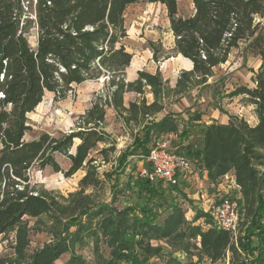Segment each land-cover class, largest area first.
I'll return each mask as SVG.
<instances>
[{
    "label": "trees",
    "instance_id": "1",
    "mask_svg": "<svg viewBox=\"0 0 264 264\" xmlns=\"http://www.w3.org/2000/svg\"><path fill=\"white\" fill-rule=\"evenodd\" d=\"M137 2L164 5L175 49L192 63L190 70L180 73L175 93L185 92L191 78L206 84L213 67L224 63L239 42L251 39L256 44L260 38L255 34V18L264 17V0H192L193 13L185 17L178 14L177 0H36L38 35L32 48L23 32H18L13 1L0 0V235L19 225L24 216L54 214L59 227L53 240L21 264H54L65 253L69 257L64 264H89L73 250L74 245H83L85 239L92 242V264H149L150 258L162 254V247L157 244L161 239L196 257L187 264H216L224 259L227 264H264L262 49V62L252 78L253 86L238 85L227 94L243 95L254 105L253 124L235 115H228L226 122L206 123L200 113L194 112L178 130L173 115L166 114L142 125L131 146L105 173L106 179L99 177L95 159L89 156L97 143L105 139L97 124L103 112H98L95 105L89 112L88 123L93 125L89 128L58 136L43 132L37 138L25 139L30 129L27 114L37 107L45 92L65 93L72 84L100 76H106L110 85L115 86L111 105L124 122L138 123L163 109L158 101L164 92L159 74L142 71L133 82L119 77L131 61V54L121 42L127 35L124 13ZM142 80L151 89L152 101L147 103L142 98L125 107L123 92L134 86L139 93L144 85ZM193 132L200 135L198 147L188 142L174 149L198 160L210 184L232 173L241 211L235 230L214 226L207 213L199 209L187 220L179 203V198H187L184 184L180 187L161 181L151 183L139 175L135 165L129 164L130 155L145 157L162 134H179L188 139ZM74 139L79 140L75 145ZM107 151L108 148L101 149L104 160ZM55 153L69 161L66 170L56 161ZM35 164L48 166L66 177L84 171L79 180L81 189L71 196L67 206L46 192L34 190L29 171ZM105 182L110 194L108 204L84 193L87 188L104 191ZM127 191L140 202H128L121 210L112 206ZM200 218L203 225L197 223ZM24 233L18 227V254L26 245ZM100 243L104 249H99ZM165 264L180 263L170 256Z\"/></svg>",
    "mask_w": 264,
    "mask_h": 264
},
{
    "label": "rangeland",
    "instance_id": "2",
    "mask_svg": "<svg viewBox=\"0 0 264 264\" xmlns=\"http://www.w3.org/2000/svg\"><path fill=\"white\" fill-rule=\"evenodd\" d=\"M14 3V13L17 17L18 32H23L30 47L34 48L37 41L36 24V0H12ZM178 14L189 16L193 13L192 0H177ZM256 35H260L258 43L254 44L251 39L242 40L238 46L232 48L228 54L227 60L212 69L206 84H199L195 78L188 80V89L180 93H175V84L182 71L187 69L182 56L179 57L174 46V37L169 28V21L166 15L164 5L159 3L137 2L129 5L124 13V25L127 35L122 39L125 50L131 54V61L125 68L123 76L125 82H133L138 78L139 72L149 74H159L162 80L163 94L158 101L163 104V109L153 115L146 116L138 123L131 121L126 123L116 113L111 105V93L115 86L110 85L106 76H100L95 80H86L81 84H72L71 89L65 93L45 92L42 100L37 107L27 114V123L30 129L25 133V139L37 138L39 134L47 132L52 136H58L62 133L77 131L82 128L93 126L89 112L95 105L98 112L102 111V120L98 122V128L104 132V141L98 142L90 151L89 156L95 159L94 165L101 179H106L105 173L110 171L117 163V159L131 146L134 137L140 134L142 125L150 123L152 120H159L166 114H172L177 123L178 130L186 124L187 118L194 112L201 114L202 121L208 123L210 120L226 122L229 116H236L245 119L253 124L256 120L255 107L248 102L243 95L228 96L227 94L238 85L253 86L252 78L255 71L262 62L260 49L264 51V17L255 18ZM132 70V72H131ZM109 84H108V83ZM115 82H118L117 79ZM144 84L138 93L135 87L127 88L122 95L123 104L128 106L129 102H140L143 99L150 103L153 99L151 89ZM216 107H220L219 109ZM94 109V108H93ZM152 117V119H150ZM93 121V120H92ZM96 124V125H97ZM167 134V133H166ZM171 136V146L180 148L188 142L198 147L200 144V135L198 132L188 139L180 138L176 134L168 133ZM178 137V138H177ZM79 142L74 139V145ZM108 148L107 156L104 160L101 149ZM107 150V149H106ZM74 151V147L72 148ZM56 161L62 170H66L69 161L60 154H54ZM129 164L135 165L136 170L141 166V161L137 156L128 157ZM130 166H128V169ZM84 171L78 170L73 175L66 177L61 172H55L50 167H39L35 164L29 171V180L31 186L37 192H46L61 204L67 206L73 194L80 189V178ZM229 178L223 176L214 185L218 186L220 182L224 183V188L217 189L225 195L232 197L238 196ZM208 182V181H206ZM180 183L184 184V191L187 194V200L179 198V203L185 212V218L190 220L197 204L201 199H191L193 190L197 189L202 183ZM208 184V183H206ZM229 186V187H228ZM207 189L211 195L213 188L211 186H202ZM84 193L92 195L93 200L109 203L108 183L105 182L104 191H93L90 188L84 189ZM115 205L117 209L126 205L128 202L138 203L132 192H124V195L117 197ZM189 200V201H188ZM197 205V206H196ZM189 209L191 211L189 212ZM50 215V214H49ZM47 214L38 218L24 216L19 225L0 235V264H21L28 261L32 253L42 247L44 244L53 240V234L56 232L59 224L55 222V215ZM203 221V219H202ZM18 227L24 229V238L26 245L21 254L16 252V232ZM162 247L161 255L152 257L149 264H165L168 257L175 258L180 264H187L195 261V256H189L181 246H169L168 242L161 239L157 242ZM92 242L91 239H85L83 245L76 244L73 250L84 258L86 262L92 264ZM104 249L100 243L99 249ZM194 252L189 249V252ZM69 255L63 254L54 264H64ZM205 264H207L205 262ZM216 264H227V259Z\"/></svg>",
    "mask_w": 264,
    "mask_h": 264
},
{
    "label": "built area",
    "instance_id": "3",
    "mask_svg": "<svg viewBox=\"0 0 264 264\" xmlns=\"http://www.w3.org/2000/svg\"><path fill=\"white\" fill-rule=\"evenodd\" d=\"M152 119V117H150ZM171 136L162 134L151 146L148 154L143 157V165L138 169L140 176L151 183L161 181L169 185L197 183L206 174L200 162L176 152L171 146ZM233 188L238 187L233 181ZM238 197L225 194H215L204 210L211 223L222 229L235 230L241 211Z\"/></svg>",
    "mask_w": 264,
    "mask_h": 264
},
{
    "label": "crops",
    "instance_id": "4",
    "mask_svg": "<svg viewBox=\"0 0 264 264\" xmlns=\"http://www.w3.org/2000/svg\"><path fill=\"white\" fill-rule=\"evenodd\" d=\"M179 57H181L182 55H178ZM182 58L184 59L183 61L184 62H182V64H185L186 66H187V69L188 68H191L192 67V63H191V61L190 60H188L187 58H184L183 56H182ZM131 72H132V70H131ZM158 120V119H157ZM255 122H256V120H255ZM254 122V123H255ZM158 139V138H157ZM157 139H155V141L157 140ZM154 141V142H155ZM154 142L151 144V146L154 144ZM151 146H150V148H151ZM140 159V158H139ZM140 161H141V166L143 165V158H141L140 159ZM140 166V167H141ZM139 167V168H140ZM138 168V169H139ZM226 177H228L230 180H229V182L230 183H232V188H233V185H234V183H233V181H234V177H233V175H232V173L230 172V173H228L227 175H226ZM206 181H208L207 179H206V174H204L203 176H202V179L201 180H199L198 182H200V183H202V185H200V183H199V185H200V187L197 189V191H194L193 190V192H192V194H190L191 195V199H201V201H199L198 202V206H197V209H199V210H202L203 212H204V210L206 209V207L208 206V202L211 200V198L212 197H214L215 196V194H218L217 193V191H215V188H217V189H222V188H224V183H222V182H220L219 184H218V186H216V187H214V185L211 183H209V182H206ZM206 183H208V184H206ZM188 185V184H187ZM204 185H206V186H211L212 188H213V193L211 194V195H209L208 193H207V189L206 188H204V187H202V186H204ZM229 187V186H228ZM236 191V190H235ZM222 192H225V191H222ZM221 191H220V193L219 194H224V193H222ZM236 194L239 196V192L238 191H236ZM191 211V209H189V212ZM197 223H199V224H201V225H203V221H202V218H200L198 221H197ZM198 244V243H197Z\"/></svg>",
    "mask_w": 264,
    "mask_h": 264
}]
</instances>
